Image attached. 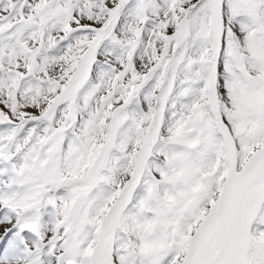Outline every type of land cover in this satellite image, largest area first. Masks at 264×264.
Here are the masks:
<instances>
[{"label":"snow or ice","instance_id":"6c2138e0","mask_svg":"<svg viewBox=\"0 0 264 264\" xmlns=\"http://www.w3.org/2000/svg\"><path fill=\"white\" fill-rule=\"evenodd\" d=\"M0 264H264V0H0Z\"/></svg>","mask_w":264,"mask_h":264}]
</instances>
